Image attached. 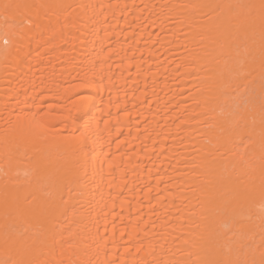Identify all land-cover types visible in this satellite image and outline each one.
<instances>
[{
  "label": "bare ground",
  "instance_id": "1",
  "mask_svg": "<svg viewBox=\"0 0 264 264\" xmlns=\"http://www.w3.org/2000/svg\"><path fill=\"white\" fill-rule=\"evenodd\" d=\"M0 264H264V0H0Z\"/></svg>",
  "mask_w": 264,
  "mask_h": 264
},
{
  "label": "snow or ice",
  "instance_id": "2",
  "mask_svg": "<svg viewBox=\"0 0 264 264\" xmlns=\"http://www.w3.org/2000/svg\"><path fill=\"white\" fill-rule=\"evenodd\" d=\"M11 7L10 5H5V8Z\"/></svg>",
  "mask_w": 264,
  "mask_h": 264
},
{
  "label": "rangeland",
  "instance_id": "3",
  "mask_svg": "<svg viewBox=\"0 0 264 264\" xmlns=\"http://www.w3.org/2000/svg\"><path fill=\"white\" fill-rule=\"evenodd\" d=\"M4 44H5V42H4Z\"/></svg>",
  "mask_w": 264,
  "mask_h": 264
}]
</instances>
